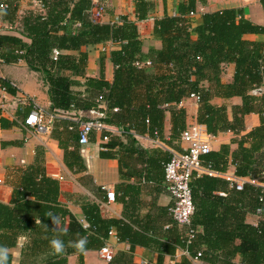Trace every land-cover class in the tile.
<instances>
[{
  "label": "trees",
  "instance_id": "16d2710c",
  "mask_svg": "<svg viewBox=\"0 0 264 264\" xmlns=\"http://www.w3.org/2000/svg\"><path fill=\"white\" fill-rule=\"evenodd\" d=\"M133 1L137 22L148 20L156 10L152 1ZM163 1L166 6V0ZM260 1L264 10V0ZM8 2L11 6L14 4V1ZM42 2L46 15L31 14L24 20L21 33L26 42L0 36V60L9 63L22 58L30 69L44 72L52 110L69 111L79 106L73 92L78 84L63 73L70 71L74 76H84L87 64L84 53L78 58L61 55L54 62L51 60L53 50L80 52L85 46L111 42L120 46L111 53L115 66L113 83L104 80L103 69L100 79L87 81L98 98L105 99L109 110H131L134 90L141 88L145 100L136 108L137 116L144 123L149 121L150 134L160 137L165 118L162 105H177L190 94H196L200 97L197 124L204 126L213 137L228 132L237 137L233 141L237 145L235 151L232 152L230 146H222L218 152L203 156L204 163L222 174L233 166L235 178L264 185V43L244 40L249 34H264V27L246 20L236 9L206 13L202 24L194 30L197 36L194 41L191 38V18L194 17L190 14H198V0H187L179 6L177 16H169L165 9L163 18L155 21L154 35L162 42V48L152 51L148 59L152 68H161L164 72L148 74L145 68L134 65L136 61L148 60L142 57L137 22L120 17L119 23H96L91 18L93 0ZM76 24H80V29L73 31L71 28ZM230 65L235 68L234 78L230 83H223ZM0 93L14 98L16 90L0 80ZM218 98L225 101L238 98L241 104L233 106L230 115L226 106L212 104ZM93 106L87 104L84 109ZM169 111L174 137H181L186 130V110L172 107ZM251 114L260 117V125L246 131L245 118ZM108 121L107 117L102 120L103 125H111ZM111 127L119 130L117 126ZM129 138L133 153L142 154L135 148V139ZM117 146L118 142L112 138L103 144L108 152ZM191 190L195 205L192 226L200 228L189 247L191 257L201 253L199 261L203 264H264V191L250 183L237 191L228 180L211 176H195ZM60 193L58 182L46 177L43 164L37 161L25 170L21 187L13 191L11 204L0 203V245L10 250L16 248L21 239L28 241L22 251L21 264H68L72 255H77L82 264L84 253L100 249L111 229L119 231L116 232L119 242L128 243L132 252L136 246L146 247L155 242L144 232H134L122 221L103 219L96 204L83 208L84 218L80 222L60 204ZM257 210H261L262 220L257 226L247 224L246 216ZM50 214L63 219L68 217V227L65 228L64 223L60 227L58 223L53 225ZM184 235L185 229H182L175 244L171 248L164 245L159 252L172 254L177 246L184 247ZM55 237L65 245L60 254H55L49 246V241ZM81 237L88 241L84 252L71 246V242ZM12 260L9 254L8 264H12ZM162 260L163 256L157 264H162ZM114 264H132V255L122 254ZM178 264L192 263L185 258Z\"/></svg>",
  "mask_w": 264,
  "mask_h": 264
},
{
  "label": "crops",
  "instance_id": "0c3cea01",
  "mask_svg": "<svg viewBox=\"0 0 264 264\" xmlns=\"http://www.w3.org/2000/svg\"><path fill=\"white\" fill-rule=\"evenodd\" d=\"M8 1L0 2V5L9 6L7 9H2L0 6V36L18 38L26 42L27 39L21 33L25 18L31 14L46 15L47 11H40L30 0H11L14 1L12 6ZM149 1L156 4V10L146 21L137 22L133 0H109V2L104 0V5L101 3L102 13L98 14L94 8L91 18L96 23L102 24L119 23L120 17H128L130 21L137 22L142 42V57L148 59L152 51H159L162 48V42L154 35L155 21L163 18L165 9L169 16H177L179 6L187 0H166V6L163 0ZM227 9L240 10L243 18L256 26L264 27V10L260 0H198V14L191 18L192 40L195 41L197 38L194 30L202 24L203 14ZM79 27L80 24H76L71 29L77 31ZM244 40L264 43V34H249L244 36ZM119 49V45L108 42L82 47L80 52H62V55L74 58H78L81 53L87 55L84 76H74L70 71L63 73L78 84L73 87V92L78 98L79 106L72 107L69 111L52 110L47 76L44 72L30 69L27 61L22 58L9 63L0 60V80L8 82L16 90L14 98L0 93V120H3V123H0V203L11 204L13 191L21 187L25 170L40 161L45 176L59 184L61 193L58 201L80 222H83L84 218L83 208L89 204H96L100 207V215L103 219L122 221L134 232H144L155 240L146 247L136 246L132 252L128 243L108 238L101 250L86 251L82 264H114L122 254H131L132 264L143 262L157 264L161 256H163L162 264H178L185 258L192 264H203L199 260L198 262L194 260L197 255L191 257L184 253L186 249L189 252V247L186 245L177 246L172 254L159 252L164 245L171 248L182 230L168 214L172 199L164 183V165L170 159L171 152H183L185 148L181 137H174L169 110L172 107L185 109L186 130L200 126L201 130L206 132L204 126L197 124L199 104L188 97L181 101L182 105L180 103L162 105L165 111L164 128L158 139L164 146L157 147L151 142L155 136L148 132L149 124L144 123V120L137 116L136 108L145 100L144 90L138 88L134 90L135 99L131 110L112 111L107 108L106 111L105 118H108V122L119 127L118 131L111 125L107 127L117 131L112 139H115L119 146L108 152L103 148L104 133L98 131L90 135L88 145L82 146L79 143L80 124L92 117L89 111L96 106L98 100L97 92L88 87L87 81L100 79L103 69L104 80L109 84L113 83L115 66L111 61V53ZM14 56L17 57L19 54L14 53ZM145 71L148 74L164 72L161 68H152V66L145 68ZM234 74V66L227 67L226 74L222 78L223 83L232 82ZM87 104L94 106L84 109ZM212 104L218 107L226 106L231 115V108L240 105L241 100L234 98L225 101L218 98L214 99ZM34 105L42 107L47 114L45 124L49 130L46 134L39 135L25 126V120ZM259 125L258 115L246 116V131ZM129 136L135 139V148L140 149L142 154L133 153L134 147L130 145ZM215 138L212 152H218L225 145L230 146L232 152L237 149V145L233 144L237 139L234 134L223 133ZM102 154L110 156L103 157ZM234 173V167L230 166L225 177L222 178L230 180L234 177ZM103 188L114 194L113 201H108L107 192ZM58 219V227L63 223L65 228L68 227V217L63 219L58 216ZM259 222L254 214L246 216V223L249 225L257 226ZM27 244L26 239H21L16 248L9 250L13 258L12 264H21L22 251ZM106 245L114 255L111 263L106 262L100 255ZM68 264H80L79 257L70 256Z\"/></svg>",
  "mask_w": 264,
  "mask_h": 264
},
{
  "label": "built area",
  "instance_id": "2783aa9c",
  "mask_svg": "<svg viewBox=\"0 0 264 264\" xmlns=\"http://www.w3.org/2000/svg\"><path fill=\"white\" fill-rule=\"evenodd\" d=\"M30 1L37 6L40 11H44L45 8L42 0ZM101 1L102 0H93V9L95 8L98 14H101L103 11ZM0 6L2 9L9 8L7 4H1ZM190 16L195 17V14L192 13ZM61 55L62 52L60 50L54 49L51 55V60L55 62ZM134 65L138 68H147L152 66V62L150 60L136 61ZM189 99L194 100L196 104L200 103V97L196 94H190ZM180 105H182V102H180ZM107 108L108 105L105 99L100 96L96 101V106L89 111L92 117L88 121L80 124V145H88L90 135L94 131L104 133V142H109L112 136L117 133L116 130L107 128L102 123V120L106 116ZM46 117L47 114L45 110L38 105H34L32 111L28 114L25 120V126L34 130V132L39 135L46 134L49 130V127L45 124ZM146 123L149 124V121L147 120ZM180 139L185 146L184 151L171 152L169 161L164 165V183L172 199V204L168 208V214L179 228L185 229V235L183 238L185 240V245L190 247L200 233V228H194L192 226L195 205L192 197L191 184L194 177L211 176L222 178L225 177L226 174L217 172L211 166L206 165L202 160L203 156H206L213 151L212 147L213 142L216 139L215 137L207 134V132H203L200 126H193L185 130L181 134ZM151 142L157 147L164 146L158 139L157 135L151 140ZM228 181L230 182L231 188L237 191H242L244 185L247 183L256 185L264 191V185L255 181L237 179L235 177ZM103 190L107 192L108 201H113L114 194L110 193L107 188H103ZM254 215L257 216L260 221L262 220L261 210H257ZM108 235L109 239L113 238L115 241H119L114 229H111ZM184 253L187 256L190 255L187 249ZM100 255L108 263H111L114 258L113 252L108 245L103 248ZM199 257H201V253H198L194 260L198 262ZM141 264L147 263L143 262Z\"/></svg>",
  "mask_w": 264,
  "mask_h": 264
},
{
  "label": "clouds",
  "instance_id": "9594fccd",
  "mask_svg": "<svg viewBox=\"0 0 264 264\" xmlns=\"http://www.w3.org/2000/svg\"><path fill=\"white\" fill-rule=\"evenodd\" d=\"M49 217H51L53 225L59 223L58 217L51 215V214L49 215ZM87 243H88L87 238L81 237L78 240L71 242V246L74 247L79 252H84L86 250ZM49 246H50V249L55 254L62 253L64 251V247H65L64 242L58 237L52 238L49 241ZM8 260H9V249H8V247L0 245V264H8Z\"/></svg>",
  "mask_w": 264,
  "mask_h": 264
},
{
  "label": "rangeland",
  "instance_id": "374dc122",
  "mask_svg": "<svg viewBox=\"0 0 264 264\" xmlns=\"http://www.w3.org/2000/svg\"><path fill=\"white\" fill-rule=\"evenodd\" d=\"M109 2V0H107Z\"/></svg>",
  "mask_w": 264,
  "mask_h": 264
},
{
  "label": "water",
  "instance_id": "95a60500",
  "mask_svg": "<svg viewBox=\"0 0 264 264\" xmlns=\"http://www.w3.org/2000/svg\"><path fill=\"white\" fill-rule=\"evenodd\" d=\"M259 92H262V91H259Z\"/></svg>",
  "mask_w": 264,
  "mask_h": 264
}]
</instances>
